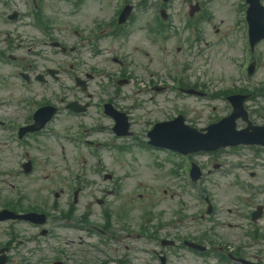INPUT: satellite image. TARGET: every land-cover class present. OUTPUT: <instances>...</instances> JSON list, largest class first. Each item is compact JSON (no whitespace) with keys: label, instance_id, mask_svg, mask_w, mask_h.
I'll use <instances>...</instances> for the list:
<instances>
[{"label":"rangeland","instance_id":"rangeland-1","mask_svg":"<svg viewBox=\"0 0 264 264\" xmlns=\"http://www.w3.org/2000/svg\"><path fill=\"white\" fill-rule=\"evenodd\" d=\"M10 6V11L13 9H21L23 11L26 10L25 5L23 3V0H7ZM54 3L50 5V14L56 19L57 23H61L60 26L63 25V23L66 22L68 18V6L63 2V0H52ZM138 0H135L137 2ZM232 1V0H228ZM220 2V1H219ZM218 2V3H219ZM49 3V2H48ZM237 3L236 0H233V6L226 7V11H228L231 14L230 16H227L228 22H231V25L234 23V21L237 18V15L235 13V4ZM48 5V4H47ZM115 1L114 0H87L86 6H85V12L86 13H92L97 14L99 11L101 14L105 16V19H108L111 16L112 9L114 8ZM218 6V4H217ZM216 6V10H217ZM111 7L110 12H106V10H109ZM5 9V6H3L2 3H0V10ZM239 12L242 11L241 4L238 5ZM218 11V10H217ZM226 11H221L222 15L228 14ZM218 18H223L218 14ZM141 25L143 24L144 20H140ZM139 22V21H138ZM227 26H230V24H227ZM62 31H56L55 34L57 36H65V33H63V26ZM26 31V30H25ZM24 31V32H25ZM140 31H138L139 33ZM37 36L39 35L36 33ZM137 37V36H136ZM65 39V38H62ZM135 42V41H134ZM136 45H139L141 48L139 42H135ZM171 45H174V42L170 43ZM169 44V45H170ZM235 46H234V45ZM222 46L218 47L215 51V55L213 57V69L215 72V75L213 77V86L214 89H219L224 86L233 85L236 82V65L235 60H238V57L240 55V47L237 45L235 39L233 38L232 42H230V46L228 44H224ZM225 53V54H223ZM184 54L181 55L182 59ZM57 63L60 62L61 56L57 55ZM158 68L157 66H155ZM162 66H159V69H161ZM208 70V69H207ZM2 74L5 75L4 72ZM262 79H264V70L262 71ZM101 81V80H100ZM97 81V82H100ZM264 81V80H262ZM10 83H15L14 81H7ZM66 85V84H64ZM60 84L58 88L63 90V93H68V86H64ZM4 88L0 87V95H3L5 92L3 91ZM14 94H20V92L16 89H10ZM95 96L99 95L98 90L94 89ZM58 96L61 97L62 93L58 91ZM131 102V101H130ZM127 101L126 103H129ZM171 103L168 102V105L162 106V108H169L168 113H172L171 110ZM184 106H186L190 112H192V116L190 117L192 120L196 121L198 120L199 123L207 122V119L212 114L210 113L207 115V113L199 114V113H193L194 109H204V104L198 103L196 101H183L181 102ZM140 110V108L138 109ZM152 117H162L164 110L160 108H156L153 106L151 108ZM140 114H145V110L142 109L139 111ZM225 114V111H221L219 115ZM96 115L95 111H93L87 118H86V124L88 126H94L93 118ZM152 118H146L147 126L149 121ZM64 120V118H58L56 121L57 123H60ZM62 126V125H61ZM137 131L140 130L139 127H135ZM103 135L95 132H88L87 139H103ZM42 141H49L54 143L55 141L48 137L41 138ZM129 147H133L136 143L129 141ZM67 149V165L70 166V168L75 169L79 172V174L83 177V179L88 180L89 184L87 187L84 188L83 192L80 195V199L77 205V216L82 215L85 212H89L91 215V220L96 224H101V221H103V213L104 211L110 207L112 208V212L114 210H117V203H120V198L115 195V192L112 190L115 189V186H124L126 189L127 194H131L132 196L134 194H137L138 191H144L146 192L147 199H140L136 198L134 201V206H136L135 212H141L144 208L153 206L154 211L156 213H162L166 212L165 215L162 217V219H158L157 221H161V223H166V221L171 219V215L174 212H177L179 210L183 209V206L186 205V202L188 200V196L184 193H181L182 189V183L183 180L180 178L172 177L170 175V167L172 166L169 163H166V168H155L153 165V160L151 156L148 153H143L140 150H135L137 159L133 158V156H130L129 154L123 156V160L119 159V155L117 154L116 150H110L103 147H100L98 150L100 158L104 161L105 168H100L99 170L94 169V164L96 163L97 158L92 156L91 149L84 148L85 152V161L82 170L80 171V166L75 161L74 156L77 152L76 145H72L70 143L65 144ZM5 149V148H4ZM2 150V149H1ZM34 152L38 158V169L35 176L31 178H17L13 176L12 178H6L5 180L8 182V184H17V182H21V185H23V189H26L25 194L29 196L30 202L37 201L38 204L40 202L46 201L49 204L53 202V194H51L47 189L49 187H54L57 182L58 178L56 176L57 173H60L62 175H65L63 172V166L64 163L60 158L59 151L56 147L53 148V151L50 152L44 147L43 149L38 148L35 146ZM253 152L250 150H239L236 153H233L231 155H224L221 159L224 162H232L234 164H241L245 165L248 162L250 163V166L257 168V164H261V162H257L255 165L253 163ZM156 161H161V158L158 157V160L155 158ZM4 164L7 168H13L15 167L16 163V157H9L6 158V155H4L3 158ZM202 162H204L206 165L212 164L211 160L201 159ZM241 172V171H239ZM106 174H112L113 179L112 180H105ZM220 177L217 179V176L212 177L210 180L206 182L207 186H212L213 188L215 200L217 203L222 206L221 209L218 211V216L225 217V215L231 219H233V222L241 223L245 222V219L242 217L243 214H245L247 211H249L248 205L245 204V201L248 200L249 202H253V200L250 199V197H246L241 190H239L237 187H234L233 184H225L220 185ZM2 178H0L1 180ZM47 179V180H45ZM119 180V181H116ZM227 181V179H224ZM251 180V179H250ZM230 181V179H229ZM255 183L264 182L260 180H255ZM3 185L0 184V187ZM167 189L168 193L165 194L164 190ZM7 192L4 193L5 197L12 196V192L9 189V186H6ZM2 193L0 192V195ZM178 194L177 197H174V195ZM250 195V193H249ZM62 200L60 201V204L63 209H66V203ZM37 200H36V199ZM254 198V204L256 203L255 197ZM104 201L102 204L101 201ZM230 212V214H228ZM183 215L185 214V211L182 212ZM115 216L112 217V220ZM116 219L115 221H117ZM116 224V222H114ZM119 226V224H116ZM51 222L48 225L50 228ZM178 226L172 230L174 233H180L181 229H177ZM16 230L18 233H23L22 237H31L33 234H37L38 230H35L33 228H27L22 226L21 228H17ZM190 232V231H189ZM233 236L231 237V241L233 242V246L237 247L239 245H242L246 242L244 238H242L241 233H239V230L234 229L233 230ZM5 234V231L0 229V237L3 238ZM162 235H165L163 232ZM182 235V234H181ZM88 244L93 243L91 240H87ZM145 240H134L130 243L131 246H135L136 249L140 248H147L144 244ZM121 250L123 251L125 249V246H120ZM132 249V248H131ZM131 249H129V254L132 255ZM49 255H51L48 252ZM135 253H133L134 257ZM142 257L143 260H136V264H145L150 262L149 261V255H140L136 254L135 258ZM171 262L174 264H202V262L192 259L190 257H185L182 260H176L171 259Z\"/></svg>","mask_w":264,"mask_h":264}]
</instances>
